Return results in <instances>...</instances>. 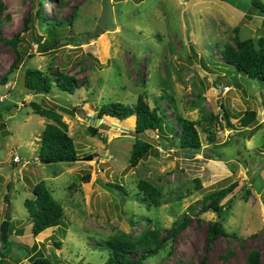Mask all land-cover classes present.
<instances>
[{
  "label": "rangeland",
  "instance_id": "rangeland-1",
  "mask_svg": "<svg viewBox=\"0 0 264 264\" xmlns=\"http://www.w3.org/2000/svg\"><path fill=\"white\" fill-rule=\"evenodd\" d=\"M41 1L0 0V81L7 78L0 85V264H108V242L122 233L138 250L136 258L142 242L154 248L184 220L187 227L144 264H249L254 256L264 264V84L220 65L221 48L235 47L236 29L242 41L264 38V17L252 11L254 0H110L113 21L87 44L81 36L95 31L103 0ZM73 14V25L59 28L61 46L40 54L37 39L50 35L44 19L68 20ZM17 36L16 48L1 41ZM25 54L33 58L13 70ZM26 68L49 77L58 70L78 80L79 88L73 95L57 87L50 96L28 91L21 87ZM142 95L170 124L164 134L172 139L167 146L160 133L142 137L154 150L131 168L136 117L98 115L105 104L134 106ZM32 103L63 116L77 162H40L46 120L34 115ZM248 111L257 118L244 128ZM181 120L201 123L197 154L178 147ZM208 124L212 137L202 129ZM141 181L161 191V207L142 199ZM40 182L65 217L34 237L24 204L35 200ZM235 184L221 203L222 216L201 212L210 194ZM210 223L221 224L228 236L208 243Z\"/></svg>",
  "mask_w": 264,
  "mask_h": 264
},
{
  "label": "trees",
  "instance_id": "trees-1",
  "mask_svg": "<svg viewBox=\"0 0 264 264\" xmlns=\"http://www.w3.org/2000/svg\"><path fill=\"white\" fill-rule=\"evenodd\" d=\"M40 5L43 2L40 0ZM252 11L264 17V0H254L252 5ZM75 15L73 14L68 20H60L50 22L48 19H44L45 23L49 28V37L46 40L39 37L38 41V52L40 54H45L49 51H54L61 46L62 40L59 39V28L66 23L73 25ZM30 22L31 20H27ZM29 27L27 26V29ZM236 37L234 39V46L225 45L221 48V54L224 59L225 67L233 69L237 74H244L250 79L264 84V38H260L257 44L254 40L249 39L242 41L240 40L238 34L239 29L235 30ZM4 44L16 48L21 40L17 36L12 40H5L1 38ZM27 57L33 58V56L19 55V58L13 64V70L19 65H23ZM26 74V88L28 91L34 93L39 92L42 95L50 96L52 94L53 88L57 87L60 91L75 94L79 88L78 80L73 77L65 76L58 70H55L50 77L43 74L39 70L32 68L25 69ZM7 78H3L0 81V85H6ZM16 108L17 106H13ZM31 109L34 115L40 116L46 120L45 129L41 136L40 149L38 157L42 164H56V163H75L79 160V154L76 149L75 142L73 138L69 135V126L63 121V116L53 108H47L41 104L32 103ZM9 112L12 108H8ZM131 116L136 117V127L135 133L138 136V140L134 143L130 157V167L136 168L139 163L147 158L150 153L154 150V143L146 140L145 137L148 133H160V142L166 143L169 146L168 139L164 134L165 125L170 132V124L164 123L163 117L160 114L159 108H151L142 95L138 98L137 103L134 106H129L122 103H109L105 104L98 115L99 119L105 117H110L117 120H124ZM257 114L254 111H248L242 118L241 123L244 128H248L251 124L256 121ZM223 120L229 123L227 116H223ZM182 123V133L179 140V148L187 150L190 152L198 153L202 150V142L200 133L198 131V126L200 122H192L189 120H181ZM3 129L5 125H2ZM202 129L208 133L209 137L213 135V129L210 124L202 126ZM89 133L92 137H97L99 135L98 129L91 127ZM208 155V154H207ZM90 176H87L84 181L88 182ZM236 184L233 185L228 190H221L210 194L203 204L202 213L214 212L219 216H222L225 212V207L221 204L228 193H231ZM139 195L142 199L148 203L149 207L159 208L162 205L163 194L157 188L147 181H141L139 183ZM33 194L35 200L25 201V208L27 209L31 221H32V234L34 237H38L40 234L48 229L58 227L61 225L63 218L65 217V212L62 205L57 202L48 187L44 182H40L35 185L33 189ZM189 221L184 220L177 224L175 228L171 231V237L169 239H163L157 242L154 248L148 246L144 242L141 243V253L138 257H132L133 253L138 252L135 250L134 244L131 242L130 238L126 233L117 235L112 240L108 242L109 257L108 264H144L147 260L156 257L161 251H163L167 245L168 241L174 239L178 234L187 227ZM228 236V233L223 228L221 224L210 223L207 232V242L212 243L218 238ZM60 246V244H56ZM257 257H252L249 264H257ZM42 264H49V262H39Z\"/></svg>",
  "mask_w": 264,
  "mask_h": 264
},
{
  "label": "water",
  "instance_id": "water-1",
  "mask_svg": "<svg viewBox=\"0 0 264 264\" xmlns=\"http://www.w3.org/2000/svg\"><path fill=\"white\" fill-rule=\"evenodd\" d=\"M113 21V12L110 5V0H103L102 2V12L100 19L98 20V25L94 32L92 33H86L84 36H81V44H87L88 41L95 39L96 37L100 36L104 33V31L107 29L108 25ZM26 66V62H25ZM26 75H22V81H21V87L24 89L26 88ZM36 94H41L39 92H36ZM102 120V119H100ZM99 124H97L98 126ZM165 144V143H164ZM201 151V150H199ZM8 226L9 222L5 221L1 226V238L4 243L7 242V232H8ZM54 262H56V256L53 257Z\"/></svg>",
  "mask_w": 264,
  "mask_h": 264
},
{
  "label": "built area",
  "instance_id": "built-area-1",
  "mask_svg": "<svg viewBox=\"0 0 264 264\" xmlns=\"http://www.w3.org/2000/svg\"><path fill=\"white\" fill-rule=\"evenodd\" d=\"M19 157L17 156L15 159H14V161H15V163H17L18 161H19Z\"/></svg>",
  "mask_w": 264,
  "mask_h": 264
}]
</instances>
